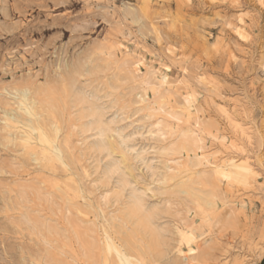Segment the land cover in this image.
<instances>
[{
  "label": "rangeland",
  "instance_id": "1",
  "mask_svg": "<svg viewBox=\"0 0 264 264\" xmlns=\"http://www.w3.org/2000/svg\"><path fill=\"white\" fill-rule=\"evenodd\" d=\"M64 88L57 151H23L5 120L27 118L17 90L49 129L41 90ZM133 197L157 251L124 242ZM133 249L132 264L262 263L264 0H0V264H128Z\"/></svg>",
  "mask_w": 264,
  "mask_h": 264
},
{
  "label": "bare ground",
  "instance_id": "2",
  "mask_svg": "<svg viewBox=\"0 0 264 264\" xmlns=\"http://www.w3.org/2000/svg\"><path fill=\"white\" fill-rule=\"evenodd\" d=\"M17 92L22 95V97L20 96L21 99L19 101V105H20V109L25 113L27 118L21 120L20 118L19 119L15 118L10 113V111H5V115H6L5 120L7 122L8 127L13 126V124L22 125L23 132L19 138V141L21 142V148L23 151H29L31 155L35 156L36 154L33 151L40 148L44 156L54 155L53 153L57 151L56 147L58 143H60L59 135L62 129L61 126L59 125V118L62 112V106L64 105L63 103L65 102V99L67 100L70 96L69 89L64 88L60 92L53 89L41 90V93L46 96L47 99L46 104L48 105L50 110L49 114L52 116L53 119L51 124L52 127H50L49 129L46 124L42 125L41 123H39L38 113L31 106V104H35V101L31 103L28 100L30 91L19 89L17 90ZM100 135L103 138V140L99 144H101L109 154L116 153L115 144L112 143L113 142L112 140H111L112 142H110L106 138V134L103 130L100 131ZM104 137L106 139H104ZM191 142L193 141L189 140L188 138L187 140H183L179 146L180 149H186L188 151H191L192 147L194 146L193 143ZM124 164L125 165L127 164L125 158H124ZM233 175L237 179L244 180L247 175V170L242 165H237L233 168ZM210 183H212V181L205 180L202 182V184H205V187L208 184L210 186ZM197 190L193 186H188V191L192 196L196 198L197 205L199 207H204L208 209L214 208L216 205L214 191L213 190L204 191L200 189ZM145 209L146 208L139 199L137 198L132 199L131 205L128 208H126V210L123 213L122 221L124 225L131 224L133 226V229L131 230V232L127 233L126 234L127 237L123 239H125L124 242H126L127 245H129V247H132L130 240H134L136 242L139 239L141 242L140 247L143 249V251L144 250L157 251L158 247L161 244L160 243L161 240L159 241V236L156 235L157 233H155L156 232L154 231L155 229L153 230L154 219L152 217V214L150 215L147 212V209L146 210ZM180 242L185 243V245L188 247L189 253H192L194 251V249L191 248V244L194 242V238L192 235L187 236L186 234L185 235L180 234ZM104 245H105L104 258L106 262H110V260L113 259L115 260L114 256H116L117 258V256L121 254V251L118 248L114 247L111 241L106 240ZM129 249L131 250L132 248ZM130 250H127L129 254V258L126 260V262L128 264H132L136 262V258L134 256L136 254L139 255L138 249L137 251H134L133 249L134 252L131 251L132 252L131 254H130ZM89 253L90 252L88 251V254ZM133 254L135 255L133 256ZM89 256L91 257L92 254H89ZM184 259L185 261H187L188 264L191 263L189 256L185 255Z\"/></svg>",
  "mask_w": 264,
  "mask_h": 264
},
{
  "label": "trees",
  "instance_id": "3",
  "mask_svg": "<svg viewBox=\"0 0 264 264\" xmlns=\"http://www.w3.org/2000/svg\"><path fill=\"white\" fill-rule=\"evenodd\" d=\"M261 264H264V259H263V261H262V263Z\"/></svg>",
  "mask_w": 264,
  "mask_h": 264
}]
</instances>
